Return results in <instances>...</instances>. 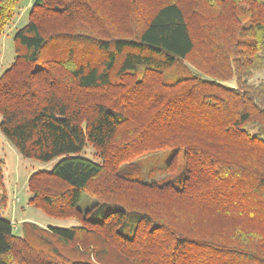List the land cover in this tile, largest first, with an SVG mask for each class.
Here are the masks:
<instances>
[{"label":"trees","instance_id":"16d2710c","mask_svg":"<svg viewBox=\"0 0 264 264\" xmlns=\"http://www.w3.org/2000/svg\"><path fill=\"white\" fill-rule=\"evenodd\" d=\"M14 40L0 130L54 161L30 204L81 224L0 214V264H264V0H33ZM165 149L178 183L120 171Z\"/></svg>","mask_w":264,"mask_h":264},{"label":"rangeland","instance_id":"374dc122","mask_svg":"<svg viewBox=\"0 0 264 264\" xmlns=\"http://www.w3.org/2000/svg\"><path fill=\"white\" fill-rule=\"evenodd\" d=\"M32 2L33 0L20 1L15 16L8 23L5 33L0 39V74L10 66L16 56L14 35L20 27L27 24ZM168 74L171 79L175 76L173 73ZM262 79H264V70L255 73L250 81L259 82ZM174 152V149H165L146 153L132 163L123 164L120 171L139 180L178 183L184 174L185 166L182 156L178 155L174 168L172 170L167 168ZM84 153L87 156H93V148L91 146L86 147ZM0 158L4 159L2 165L3 178L0 183V201L4 200V204L0 202V214L13 222L17 233L24 234L22 228L24 221L34 222L42 227H69L81 224L76 218L50 216L29 202L28 179L30 174L38 169H51L54 161L46 163L38 159L21 156L1 130ZM97 202V198L84 192L79 201V207L86 210Z\"/></svg>","mask_w":264,"mask_h":264}]
</instances>
